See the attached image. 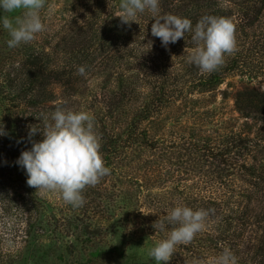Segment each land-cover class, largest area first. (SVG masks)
<instances>
[{
  "label": "rangeland",
  "instance_id": "1",
  "mask_svg": "<svg viewBox=\"0 0 264 264\" xmlns=\"http://www.w3.org/2000/svg\"><path fill=\"white\" fill-rule=\"evenodd\" d=\"M120 2L46 0L40 13L46 30L15 48L7 46L8 33L0 28V55L6 58L0 77L4 69L19 75L26 54L43 52L63 79L50 87L52 101L43 107L17 110L0 97L4 132L10 129V138L27 149L29 128L41 125L42 113L57 108L86 112L110 169L82 191L85 202L74 209L59 192L29 187L18 165L9 167L0 181V198L8 196L0 203V264H156L148 253L171 226L162 233L152 225L181 205L208 215L204 229L176 246L168 264H213L226 248L237 264H264L258 250L264 227V143L258 162L249 160L255 165L249 173H239L232 157L222 154L232 142L230 131L253 124L240 118L237 94L264 97V0H183L177 5L174 14L193 26L206 15L234 25L235 49L210 73L187 62V50L195 47L191 32L166 50L151 36L154 21L147 11L130 26L120 23ZM6 15L11 19L21 10ZM149 40L150 51L143 46ZM79 66L85 75L78 74ZM257 127L245 130L258 134L264 121ZM41 139L40 133L32 137ZM1 147L0 163L6 165L9 154Z\"/></svg>",
  "mask_w": 264,
  "mask_h": 264
},
{
  "label": "clouds",
  "instance_id": "2",
  "mask_svg": "<svg viewBox=\"0 0 264 264\" xmlns=\"http://www.w3.org/2000/svg\"><path fill=\"white\" fill-rule=\"evenodd\" d=\"M46 0H0V28L6 30L9 48L18 47L33 41L37 34L46 30L41 19V9ZM160 0H121L116 17L122 25L135 22L139 14L146 11L154 21L151 36L160 40L166 50L169 44L184 39L192 33L195 47L187 50V62L201 72L210 73L223 63L225 54L235 49L234 25L223 17L206 15L193 26L188 18L170 13L161 14ZM21 10V15L9 18L8 15ZM149 51L153 41L143 45ZM185 52V49H184ZM79 75H85V67L77 68ZM41 125L31 126L28 139L29 150L22 151L16 165L24 170L26 184L36 192H59L65 204L72 208L82 207V191L95 186L99 180L110 174L100 155V142L93 131V117L83 111L57 108L51 113L41 114ZM40 133L39 142L32 137ZM4 126L0 124V136H4ZM208 211L192 210L187 206H176L160 215L152 227L155 231L166 232V238L155 243L148 255L156 264H168L176 246L191 242L195 234L205 227ZM213 264H237L230 249H224Z\"/></svg>",
  "mask_w": 264,
  "mask_h": 264
},
{
  "label": "trees",
  "instance_id": "3",
  "mask_svg": "<svg viewBox=\"0 0 264 264\" xmlns=\"http://www.w3.org/2000/svg\"><path fill=\"white\" fill-rule=\"evenodd\" d=\"M182 2L183 0H164L161 5L163 14L170 13L175 15L174 13L178 10L177 5L181 7ZM105 34L107 36L112 34L111 29H107ZM79 49L84 53L83 50L85 46L83 43H80ZM26 56L23 59L19 75H13L11 73L5 74V69L1 71L0 97L7 102H11L12 107L17 110L21 107L27 109L40 106L43 107L47 103H50L53 98L52 92L49 91L50 87L63 81V79H61L62 74L55 70V68L47 65L48 63L44 60L45 54L43 52L36 54L28 53ZM4 60H6V58L2 53V55H0V62L2 63ZM70 85L71 81H68L65 87L67 86L70 88ZM235 102L237 110L241 115L240 118L242 120H250L253 124L244 123L240 125V128L244 127V129L241 128L235 133L230 131L232 142L222 154L224 157H232L231 165L235 167L238 166L239 173H249L250 169L255 167L254 164L249 165V160L253 159L255 162H258L257 153L259 152L258 150L262 148V143H264V136L262 137L260 134L264 132V130H258L257 134L256 132L251 133L245 129H254V127L259 128L257 127V122L264 121V97L260 98V96L255 95L254 92L248 93L247 91H240L236 96ZM113 105L114 104L111 103V106ZM9 133L10 129L5 127V135L0 141L3 147H1L3 150L2 153L5 152L6 148L7 154H9L7 155L6 165L2 162L0 163V181H4L7 178L9 167L16 165V156L19 157L20 155H18V152L24 148L23 142L20 141L18 143L12 140ZM134 134L135 133L132 132L129 133L128 140L130 142L135 140L136 136ZM30 148L27 147V149H24L29 150ZM113 152L115 153L116 150L112 149V153ZM257 177L259 179V176ZM260 183L264 185V181ZM7 198L8 196L1 195L0 203L4 204V202H7ZM262 222L263 221H257L256 224L262 227ZM258 250L260 259H264V227L263 230H261L260 239L258 241Z\"/></svg>",
  "mask_w": 264,
  "mask_h": 264
}]
</instances>
